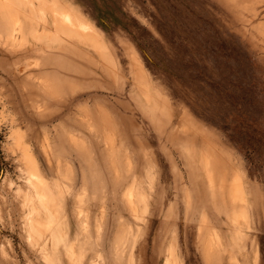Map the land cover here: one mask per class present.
Here are the masks:
<instances>
[{
    "label": "rangeland",
    "instance_id": "374dc122",
    "mask_svg": "<svg viewBox=\"0 0 264 264\" xmlns=\"http://www.w3.org/2000/svg\"><path fill=\"white\" fill-rule=\"evenodd\" d=\"M0 264H264V0H0Z\"/></svg>",
    "mask_w": 264,
    "mask_h": 264
},
{
    "label": "bare ground",
    "instance_id": "6f19581e",
    "mask_svg": "<svg viewBox=\"0 0 264 264\" xmlns=\"http://www.w3.org/2000/svg\"><path fill=\"white\" fill-rule=\"evenodd\" d=\"M7 6H8V4H7ZM1 8H2V7H1ZM6 8H7V7H5V9H6ZM3 11H5V10H3ZM5 12H6V11H5ZM6 14H7V13H6ZM8 17H9V14H8ZM76 18H77V16H76ZM67 19L69 20V17H68ZM74 19H75V18H74ZM71 20H72V19H70V21H71ZM77 20H78V19H77ZM77 20H76V22H77ZM8 21H9V20H8ZM11 23H12L11 21H10V25H8L7 23H5L6 25H4V26H7V25H8V26H7L8 29L5 28L6 31L8 32V30H10L13 34L16 32L15 35L18 36V34H17V30H16V29H17L19 26H18L17 28H12V27L10 28L9 26H11ZM68 23H69V22H68ZM73 23H74V22H71V23H69V25H70V24H73ZM77 23H79V21H78ZM77 23H76V25H77ZM81 23H82V22H80L79 24H81ZM82 24H83V23H82ZM82 24H81V26H82ZM12 25H13V24H12ZM84 25H86V24H84ZM14 26H16V25H14ZM71 26H72V25H71ZM81 26L78 25L77 28L80 29L79 27H81ZM20 27H21V26H20ZM9 28H10V29H9ZM72 28H73V27H72ZM77 28H76V29H77ZM86 28H88V27L86 26ZM11 29H12V30H11ZM13 31H14V32H13ZM19 31H20V30H19ZM19 31H18V32H19ZM76 31H77V30H76ZM19 33H21V31H20ZM10 34H11V33H10ZM10 34H9V35H10ZM22 34H23V33H22ZM12 37H14V36H12ZM15 39H16V37H15ZM14 41H15V40H14Z\"/></svg>",
    "mask_w": 264,
    "mask_h": 264
}]
</instances>
